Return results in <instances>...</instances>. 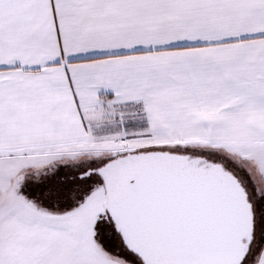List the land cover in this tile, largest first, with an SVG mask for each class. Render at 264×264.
Here are the masks:
<instances>
[{
  "label": "snow or ice",
  "instance_id": "snow-or-ice-1",
  "mask_svg": "<svg viewBox=\"0 0 264 264\" xmlns=\"http://www.w3.org/2000/svg\"><path fill=\"white\" fill-rule=\"evenodd\" d=\"M0 264H264V0H0Z\"/></svg>",
  "mask_w": 264,
  "mask_h": 264
}]
</instances>
